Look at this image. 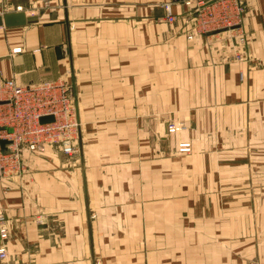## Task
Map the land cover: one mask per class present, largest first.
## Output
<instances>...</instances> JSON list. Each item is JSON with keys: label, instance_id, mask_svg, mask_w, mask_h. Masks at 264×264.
I'll list each match as a JSON object with an SVG mask.
<instances>
[{"label": "crops", "instance_id": "obj_1", "mask_svg": "<svg viewBox=\"0 0 264 264\" xmlns=\"http://www.w3.org/2000/svg\"><path fill=\"white\" fill-rule=\"evenodd\" d=\"M238 1L194 31L182 0H0L37 16L0 26V74L69 79L81 149L0 180V264H264V0Z\"/></svg>", "mask_w": 264, "mask_h": 264}, {"label": "built area", "instance_id": "obj_2", "mask_svg": "<svg viewBox=\"0 0 264 264\" xmlns=\"http://www.w3.org/2000/svg\"><path fill=\"white\" fill-rule=\"evenodd\" d=\"M182 1L192 7L194 31L207 30L217 23L232 26L233 23L240 21L239 15L244 10L238 0ZM163 7L168 21L177 19L171 11V2L163 3ZM236 35L240 42L245 41L241 30ZM17 50L20 48L13 49ZM234 55L236 59L242 58L239 52ZM62 77L22 85L0 74V140L7 141L5 148L0 144V178L8 172H20L21 143L33 152H44L48 145L55 144L59 145L66 155L75 153L73 140L78 139L79 124L73 105L72 85L68 83L66 77ZM49 115L53 120L40 121L41 117ZM168 129L174 130V125L170 124ZM7 237L8 229L4 225L3 213L0 211V239L3 241ZM6 257L7 250L2 244L0 259L5 260Z\"/></svg>", "mask_w": 264, "mask_h": 264}, {"label": "rangeland", "instance_id": "obj_3", "mask_svg": "<svg viewBox=\"0 0 264 264\" xmlns=\"http://www.w3.org/2000/svg\"><path fill=\"white\" fill-rule=\"evenodd\" d=\"M60 77H62V76H60ZM60 77H58V78H60ZM63 78V77H62ZM46 80V79H45ZM68 81V83L70 84V85H72L71 83H70V81H69V79L67 80ZM73 105H74V108H75V112H76V106H75V104L73 103ZM76 116H77V112H76ZM78 119V118H77ZM78 124H79V121H78ZM170 124H173L174 125V129H179V130H182V129H185L187 126H186V124L183 122V121H176V120H170V121H168V125L167 126H169ZM0 125H1V121H0ZM2 133H4V132H2ZM79 138V137H78ZM78 140L79 139H74L73 140V145L75 144V148H76V151H75V153L74 154H71V155H66L67 157H71V158H74V157H76L77 155H78V153H80V151H81V149H80V145H79V142H78ZM75 141V142H74ZM20 146H21V149H20V152H19V159H20V162H21V171H22V169H23V165H24V162H23V160H22V155H23V150H25V149H27L28 151H30L27 147H26V145L25 144H23V143H21L20 144ZM49 147H53V148H56L57 149V151H60V152H62V149H61V147L59 146V145H55V144H51V145H48L47 147H46V150L44 151V152H46L47 151V149L49 148ZM190 150V143L189 142H180V143H178V151H181V152H184V151H189ZM30 152H32V153H38V154H42V153H44V152H39V151H35V152H33V151H30ZM63 153V152H62ZM20 171V170H19ZM17 173H16V171H12V172H8V173H6V174H4L3 176H1V178H0V180L2 179V178H5V177H7V176H11V175H16ZM1 211V210H0ZM2 212V211H1ZM3 221H4V219H3ZM4 225H5V223H4ZM6 226V225H5ZM7 227V226H6Z\"/></svg>", "mask_w": 264, "mask_h": 264}, {"label": "water", "instance_id": "obj_4", "mask_svg": "<svg viewBox=\"0 0 264 264\" xmlns=\"http://www.w3.org/2000/svg\"><path fill=\"white\" fill-rule=\"evenodd\" d=\"M37 21L36 15H29L23 9H17L14 11L4 12L0 14V26L4 27H16L23 26L27 23H32ZM53 120L51 115L43 116L40 118L41 122H47ZM6 140L1 139L0 144L3 148H5Z\"/></svg>", "mask_w": 264, "mask_h": 264}]
</instances>
